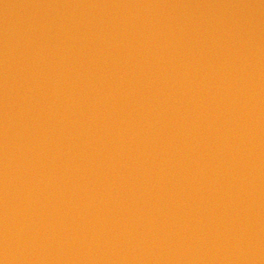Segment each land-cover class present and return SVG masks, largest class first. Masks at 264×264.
<instances>
[{
	"label": "water",
	"instance_id": "water-1",
	"mask_svg": "<svg viewBox=\"0 0 264 264\" xmlns=\"http://www.w3.org/2000/svg\"><path fill=\"white\" fill-rule=\"evenodd\" d=\"M0 264H264V0H0Z\"/></svg>",
	"mask_w": 264,
	"mask_h": 264
}]
</instances>
